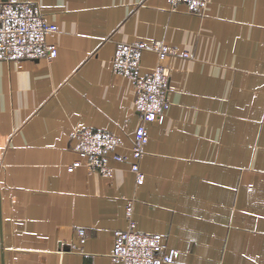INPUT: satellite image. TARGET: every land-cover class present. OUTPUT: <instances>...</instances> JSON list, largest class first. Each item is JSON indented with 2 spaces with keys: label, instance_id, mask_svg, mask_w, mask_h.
Returning <instances> with one entry per match:
<instances>
[{
  "label": "crops",
  "instance_id": "0c3cea01",
  "mask_svg": "<svg viewBox=\"0 0 264 264\" xmlns=\"http://www.w3.org/2000/svg\"><path fill=\"white\" fill-rule=\"evenodd\" d=\"M1 1V0H0ZM55 24L51 62H0V264H118L114 233H158L171 264H264V0H22ZM161 41L170 106L148 126L144 182L127 161L80 166L76 134L116 135L128 158L135 86L114 71L120 44ZM142 55L144 73L157 64ZM83 231V237L80 236Z\"/></svg>",
  "mask_w": 264,
  "mask_h": 264
},
{
  "label": "built area",
  "instance_id": "2783aa9c",
  "mask_svg": "<svg viewBox=\"0 0 264 264\" xmlns=\"http://www.w3.org/2000/svg\"><path fill=\"white\" fill-rule=\"evenodd\" d=\"M171 8L185 5L189 12H200L206 0H169ZM55 24L47 22L45 14L33 2L22 0L0 1V62L21 63L24 61L51 62L58 55L56 45L48 37L57 33ZM149 51L157 56V64L144 73L142 55ZM189 58L188 52H179L161 41L151 46L136 41L120 44L112 60L114 71L130 79L135 86V111L139 124L135 130L131 156L116 152L121 146L119 138L107 131L83 128L76 134L78 152L84 160H76L68 166L72 172L80 166L90 172L108 175L111 170L108 160L127 161L138 185L144 182L141 159L146 154L149 142L148 126L159 121L170 106V68L167 60ZM1 168V166H0ZM133 201L127 205L130 226L114 233L111 258L118 264H171L176 261L178 250L166 245L165 238L158 233L140 232L135 229L131 218ZM83 237V231L80 230ZM3 242L0 237V250Z\"/></svg>",
  "mask_w": 264,
  "mask_h": 264
}]
</instances>
